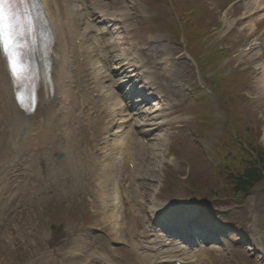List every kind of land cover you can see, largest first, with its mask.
I'll list each match as a JSON object with an SVG mask.
<instances>
[{"label": "bare ground", "instance_id": "bare-ground-1", "mask_svg": "<svg viewBox=\"0 0 264 264\" xmlns=\"http://www.w3.org/2000/svg\"><path fill=\"white\" fill-rule=\"evenodd\" d=\"M229 21H230L229 23H231V20H229ZM244 45H246V44H244ZM247 49L248 50L244 53V55H247V57L245 58V61L253 62L254 58H255V54L252 51L250 52L249 47H247ZM57 56H59V54ZM238 57L240 58L239 55H238ZM129 58H130L129 55H127L124 58V60L122 62V67H121L123 70H125V68L127 66H130L129 65L130 64ZM67 62H68V57H63V55H62V56H60L59 62L56 63L55 74H54V91H53L52 95L50 93L48 94V98H50L52 103L53 102L55 103L56 100H60V101L65 100L66 98L75 99L77 96V93H78L75 90L76 89H79V91L82 89L84 90V85H82V86L81 85L77 86V84L73 85L74 80L71 77V71L69 69V66L67 65ZM241 62H242V64H244L243 60H241ZM131 66L137 67L135 64H132V63H131ZM261 68H262V71L264 72V63L261 65ZM97 77H98V81H97V85H96V90L100 91L101 87H103L104 83H105V74L100 68L97 69ZM261 85H262V88L264 91V78L261 79ZM107 98H110V97L108 96ZM111 99H113V98L111 97ZM44 101L45 100L42 97L41 104L43 105V108L46 111V113H48V111H51V109L46 107ZM159 105H161V104L159 103ZM157 107H158V105H157ZM160 109L158 110V108H154V109L149 111L150 114H152L153 112H156V111L158 112V114L154 115V122L160 115ZM51 113H52V111H51ZM152 116L153 115H151L150 118ZM150 118L148 117L147 114H145L143 116L142 119L145 121L142 125L143 127H145L146 125L151 126L152 124H154V122L151 123L148 121V120H150ZM118 121L122 123L123 117H119ZM115 123L116 122L114 120L113 121V127L111 130H114L113 128H116V126L114 125ZM136 123H141V122L139 120H137V118H136ZM117 124H118V122H117ZM118 126L121 127L122 124H119ZM146 130H148V129H146ZM152 147L154 148L155 144ZM153 148L150 147V150H153ZM69 159H70L72 164H74L76 161V160L72 159V157H69ZM145 165H147V163L144 164V166ZM147 172H150V171L147 170ZM97 184L99 186L98 189H99V193H100L98 197L101 199L98 206L101 207L102 211L104 212L103 218L107 217L108 221L110 222L109 224L112 225V227L110 226L111 230H113V232L116 234V239L122 241L123 236H124V232H123L124 227L120 226V217L116 213L118 197H117L116 193L113 192L114 189L106 186L103 182L98 181ZM175 185L176 186H185V183L183 181H176ZM140 194H142V193H140ZM261 206H262V203L260 204V209H261ZM140 208H141V203L138 204L137 209L140 210ZM252 208H253V210H252V213L250 212V215L252 218H255L256 220H258L260 216H259V212H258L259 207L257 206V202L252 203ZM132 211H133V208H132L130 214L132 216H134L135 212H132ZM121 225H122V223H121Z\"/></svg>", "mask_w": 264, "mask_h": 264}, {"label": "rangeland", "instance_id": "rangeland-1", "mask_svg": "<svg viewBox=\"0 0 264 264\" xmlns=\"http://www.w3.org/2000/svg\"><path fill=\"white\" fill-rule=\"evenodd\" d=\"M216 15L217 14H215L214 17L217 19ZM212 17L213 16L209 17V21H211ZM216 26L217 25H212L211 29L215 28L216 30H218L216 28ZM216 30H213L212 33H215ZM216 38H217L216 36L213 37V40H215ZM207 45L211 46V43L210 42L204 43V46H207ZM175 49H177L176 46H175ZM207 49L211 50V47H207ZM213 53H214L213 51H207V54H213ZM178 55H180V61L184 59V62L187 63L189 66H191V71H192V67H194V66H193V64H191L192 61L189 58H187L186 53L184 52V46L178 48ZM226 59L230 60V56L228 57V55H227ZM177 61H179V60H177ZM228 63H229V61L227 62L226 66L228 65ZM196 74H197V72L194 73L192 71L187 78L189 80L190 79L193 80V79H195ZM217 114L221 115L222 111L217 112ZM223 118H224V116H223ZM179 126L187 129L185 127V123H182ZM193 126H195V125L193 124ZM257 130H259L260 132L257 133ZM239 133L243 134L242 135V142H244V143L240 144L241 147L246 146L247 150H248V145L245 142H249L250 144H253V149H255L256 157H257V154H262L261 158L264 162V139H263L264 138V136H263L264 135V123H263V121L259 120V125H256L254 127L250 126L249 129L245 128V131L242 132L240 130ZM160 136L165 137L166 141H164L163 143H162V141H160V143H158L155 146L157 148L154 147V150L152 152L155 153V155H154L155 157L152 156V154H151V156L153 157V161L150 162L151 159L150 160L148 159V161H147V163H149L148 165H149V169H151V171L148 173V176L146 177L145 182L147 184H149L150 188L156 187V185L154 184V181H155V179H158L157 173H156L157 165L160 161L163 160L161 157H162V155H165L167 153V150H168L167 144H169L172 140V137H168V136H166V134H160ZM205 148L208 149L209 146H206ZM149 154H150V152H149ZM242 157L245 159V161H249L248 156H246V154L243 151H242ZM251 158H252V156H251ZM204 176L209 177V172H207ZM167 200H169V199H162L161 198L157 201V204L160 206L161 202H166ZM254 202H257L258 207H260V204L262 203L261 208L263 209V215L260 214V217L263 216L262 220L264 222V176L260 181H258L254 184L252 191L249 194L248 193L246 194L244 205L236 207V208L234 207L232 210H223L221 212V214H219V216H223L224 218L230 219V220H237L239 223H243V219L246 218V222L249 224V223H251V220H253V218L250 217V210L252 207V203H254ZM134 207H137V204H134ZM160 207H163V206H160ZM258 210H259V208H258ZM118 212H120L119 209H118ZM145 218H146V214H145ZM76 222H78V221L75 220L73 223H76ZM255 224H256V221H255ZM77 227H79V226H77ZM126 235H127V231H126ZM7 245H10V243L5 244V242H4V249H5V246H7ZM218 257L223 258L222 255H219ZM6 262L10 263V254H8L6 250H4V253L2 255L0 254V264H4ZM248 262H250V258L248 259Z\"/></svg>", "mask_w": 264, "mask_h": 264}, {"label": "snow or ice", "instance_id": "snow-or-ice-1", "mask_svg": "<svg viewBox=\"0 0 264 264\" xmlns=\"http://www.w3.org/2000/svg\"><path fill=\"white\" fill-rule=\"evenodd\" d=\"M32 0H0V54L4 56L13 80L19 84L30 69L25 57L30 54L32 22L25 6Z\"/></svg>", "mask_w": 264, "mask_h": 264}, {"label": "trees", "instance_id": "trees-1", "mask_svg": "<svg viewBox=\"0 0 264 264\" xmlns=\"http://www.w3.org/2000/svg\"><path fill=\"white\" fill-rule=\"evenodd\" d=\"M260 177L258 169L253 167L250 171L243 174L240 178H238V184H242V186H249L252 182L258 180Z\"/></svg>", "mask_w": 264, "mask_h": 264}]
</instances>
